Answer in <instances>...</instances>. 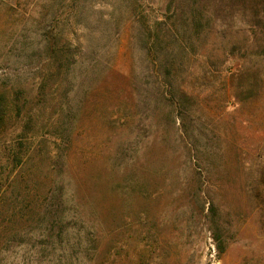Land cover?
<instances>
[{
	"label": "rangeland",
	"instance_id": "obj_1",
	"mask_svg": "<svg viewBox=\"0 0 264 264\" xmlns=\"http://www.w3.org/2000/svg\"><path fill=\"white\" fill-rule=\"evenodd\" d=\"M0 264H264V0H0Z\"/></svg>",
	"mask_w": 264,
	"mask_h": 264
},
{
	"label": "trees",
	"instance_id": "obj_2",
	"mask_svg": "<svg viewBox=\"0 0 264 264\" xmlns=\"http://www.w3.org/2000/svg\"><path fill=\"white\" fill-rule=\"evenodd\" d=\"M4 119H3V116L0 117V124H3L4 123Z\"/></svg>",
	"mask_w": 264,
	"mask_h": 264
}]
</instances>
